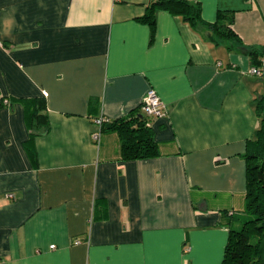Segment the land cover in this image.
Instances as JSON below:
<instances>
[{
    "label": "crops",
    "instance_id": "obj_1",
    "mask_svg": "<svg viewBox=\"0 0 264 264\" xmlns=\"http://www.w3.org/2000/svg\"><path fill=\"white\" fill-rule=\"evenodd\" d=\"M149 1L0 0V264H221L264 103L246 53L264 49V0H188L194 28L165 8L151 28ZM224 15L240 42L208 38ZM149 88L157 155L123 158L106 128L145 115ZM42 96L32 156L26 100Z\"/></svg>",
    "mask_w": 264,
    "mask_h": 264
},
{
    "label": "trees",
    "instance_id": "obj_2",
    "mask_svg": "<svg viewBox=\"0 0 264 264\" xmlns=\"http://www.w3.org/2000/svg\"><path fill=\"white\" fill-rule=\"evenodd\" d=\"M155 8H165L178 14L193 28L201 25L198 2L150 0L141 19L151 28L154 25L153 11ZM231 25V15L218 17L216 22L207 25L210 28L208 38L213 41H231L235 37L239 41ZM246 49L251 66L258 68L261 65L260 59L264 60V49L260 47ZM43 98L42 96L26 100V125L30 129L26 143L27 150L32 156L35 154L31 146L33 138L39 135L40 129L42 132H47L50 128L47 115H45L46 104ZM262 100L260 98L256 104L260 124L254 136L246 141L244 152V209L241 214L232 216L236 217L237 225L228 230L221 264H264V103ZM145 116L137 113L132 118L116 119L106 128L114 130L120 137L123 158L146 159L157 155V146L152 139ZM106 123L107 121L103 122L100 129H103Z\"/></svg>",
    "mask_w": 264,
    "mask_h": 264
},
{
    "label": "built area",
    "instance_id": "obj_3",
    "mask_svg": "<svg viewBox=\"0 0 264 264\" xmlns=\"http://www.w3.org/2000/svg\"><path fill=\"white\" fill-rule=\"evenodd\" d=\"M260 66L255 67V66H250L248 72H250L253 75H260L263 73L264 71V60L260 59ZM141 103L139 105V108L141 111H143V113H145V115H147L148 117H161L163 115H165V110H164V105L161 101V99H159L157 93L155 90H153L152 88H149L145 94L143 95V98L141 99ZM107 121L106 118H104V116H97V118L93 119V124L96 125V131L91 133V137L94 140H98L99 138V131L101 128V124L103 122ZM76 243H79L76 241ZM50 249H52L54 247V245H50L49 246Z\"/></svg>",
    "mask_w": 264,
    "mask_h": 264
}]
</instances>
